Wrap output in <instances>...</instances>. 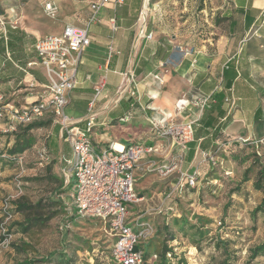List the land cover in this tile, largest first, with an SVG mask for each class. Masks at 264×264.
<instances>
[{
    "label": "crops",
    "instance_id": "obj_1",
    "mask_svg": "<svg viewBox=\"0 0 264 264\" xmlns=\"http://www.w3.org/2000/svg\"><path fill=\"white\" fill-rule=\"evenodd\" d=\"M44 1L0 0V20H4L0 25V100L4 107L36 101L40 89L28 87L29 83L47 82L37 64L35 42L56 35L66 24L82 27L89 14L90 0H47L56 4L58 14L49 18L42 9ZM196 3L124 0L122 5L101 9L97 22L88 27L90 43L81 53L78 84L69 92L64 112L70 124L84 127L93 85L104 79L91 109L94 120L89 137L97 149L109 143L151 145L158 138L152 131L153 121L168 122L174 114L177 121H192L193 141L180 167L187 174L197 171L199 183L210 170L208 161L201 158L200 142L208 148L218 143L219 138L212 136L218 124H225L220 132L229 142L242 145L238 139H246V150L261 149L264 157V0L216 2L215 9L222 10L212 19L213 28L198 41L194 40L200 32ZM49 26L52 33H45ZM201 97L206 102L194 105V98ZM179 100L185 107L176 112ZM126 113L129 120L120 122ZM48 126L45 144L52 159L66 168L63 160L71 157V150L58 122L52 117L50 124L36 129ZM169 140H160L165 145L161 162L167 164L176 152ZM145 163L136 165L135 180L145 172Z\"/></svg>",
    "mask_w": 264,
    "mask_h": 264
},
{
    "label": "rangeland",
    "instance_id": "obj_2",
    "mask_svg": "<svg viewBox=\"0 0 264 264\" xmlns=\"http://www.w3.org/2000/svg\"><path fill=\"white\" fill-rule=\"evenodd\" d=\"M196 1L200 32L194 40L198 41L213 28L212 19L222 9H215L220 0ZM52 21L48 20L49 24L56 20ZM52 28L47 27L45 33H52ZM61 29L55 33L60 34ZM8 108L0 100V148L4 151L12 147L15 138L3 131ZM51 120L46 115L38 121L48 125ZM46 129L27 133L33 145L23 152L21 165L0 161V264H21L46 257L48 261L37 264H59L61 253L72 260L71 264H113L114 237L110 226L98 218L81 217L72 211L67 167L52 157L47 159L46 150L40 151L46 146L49 126ZM152 131L156 133L155 129ZM159 139L153 141L158 151L137 162H146L147 168L136 180L137 199L127 205V226L133 228L143 222L151 226L148 237L139 236V247L144 251L149 248L145 264H160L158 255L164 249H170L165 264H222L225 258H230L232 264H264V256L250 258L251 249L264 239L262 217L254 218L252 213L262 198V193L252 186L259 166L264 165L262 150L248 148L240 161L217 157L212 190L200 187L205 184L206 174L195 191H185L176 189V182L169 181L179 180L184 172L180 163L162 167L165 145ZM253 162L256 166L244 181L243 173ZM208 175V179L214 178L212 172Z\"/></svg>",
    "mask_w": 264,
    "mask_h": 264
},
{
    "label": "built area",
    "instance_id": "obj_3",
    "mask_svg": "<svg viewBox=\"0 0 264 264\" xmlns=\"http://www.w3.org/2000/svg\"><path fill=\"white\" fill-rule=\"evenodd\" d=\"M123 2L124 0H90L89 14L82 27L66 24L60 34L46 35L37 40L34 45L36 60L43 68L47 82L40 85L30 82L28 87L40 89L38 99L22 107L11 106L5 111L10 121L21 125L38 121L46 115L58 122L71 150V157L64 160L68 166V179L73 181L71 208L81 217L98 218L110 226L114 237L111 249L113 264H144L143 251L137 246L141 243L140 235L142 238L150 235L151 226L147 222L136 224L133 228L127 226V205L137 199L134 192V170L138 160L156 153L158 147L154 143L146 145L130 142L120 144L121 149L116 148V143L97 149L92 144L89 137L94 120L91 109L96 97L102 92L104 79L93 85L94 94L88 104V117L84 127L77 123L70 124L64 112L69 92L78 84L77 66L81 53L90 43L89 25L97 22L101 9L107 5L119 6ZM42 5L46 16H56L55 3L46 0ZM110 21L114 27V19ZM2 24L4 22L0 20V25ZM205 102V97L193 100L194 105H203ZM175 105L176 110L181 111L185 102L179 100ZM129 118V115H125L119 121L127 122ZM12 129L10 127L9 130ZM153 129L158 138H170L172 145L177 148L169 163H181L187 145L193 138L192 121H177L174 116L169 122L158 119L153 121ZM238 141L244 144L247 140L239 138ZM40 151L44 153L45 148ZM200 155L203 161L208 160L214 165L218 162L217 157L207 153L201 152ZM17 163L21 165V158ZM168 164L162 163V167L166 168ZM198 175L197 171L191 174L180 173L179 180L182 182L177 181L176 189L181 190L183 183L195 186ZM137 230L140 231L138 235L135 234Z\"/></svg>",
    "mask_w": 264,
    "mask_h": 264
},
{
    "label": "trees",
    "instance_id": "obj_4",
    "mask_svg": "<svg viewBox=\"0 0 264 264\" xmlns=\"http://www.w3.org/2000/svg\"><path fill=\"white\" fill-rule=\"evenodd\" d=\"M220 21L221 20L219 19L217 22L220 23ZM125 115L130 116V114H128V113L124 114L123 116H125ZM123 116H121L120 118H122ZM6 118H7V115H6ZM45 125H46L45 123H40L39 121H34V122L26 124V125H21V124H18L16 122L10 121L7 118V120L5 122V128L3 129V131H4V133H8L9 135L14 136L15 138L13 140L12 147L9 150L4 151L3 149L0 148V161L6 162V163L17 164L18 159L21 158L23 152L33 145L32 141H31V137L27 136V133L29 131L31 132V130H33V129L40 128V127L45 126ZM224 125L225 124H218V126L213 130V132H212L213 138H215V139L219 138V142L216 143L213 147L208 148V146H205L203 144V140L200 142L201 152L207 153L210 156H214V157H218V158L226 157V158H229L233 161H240L243 157H245L247 145L244 146V144L239 145V144H236L233 142H229L227 138L223 137V135H221L220 130H221V128L224 127ZM10 127H12L13 129L9 130ZM17 129H18V131H17ZM192 129H193V126H192ZM63 136H65L64 133H63ZM193 137H194V130H193ZM192 141H193V138H192ZM192 141H190V142H192ZM189 143H188V145H189ZM45 150H46L45 155H47V159H48V157L49 158L52 157V151L47 147V145L45 146ZM187 150H188V148H187ZM176 151H177V148H176ZM185 152H184V154H185ZM192 153H193V150L191 151V154ZM206 161H208V160H206ZM63 162H64V160H63ZM254 163H256V162H253L252 166H249L245 169V171L243 173L244 181H247L249 179V174L251 172H253L254 167L256 166ZM208 164H209L210 170L207 171V177L205 178V184L204 183L202 185L200 184V187L201 188L206 187V190L209 192L212 190V187H214L212 185H215V184H210V183L211 182L213 183V179H216L217 176L215 174V172H216L215 165L209 161H208ZM65 165H66V163H65ZM211 172H212V176H214V178L208 179V176H209L208 173L210 174ZM198 181H199V177L197 176L195 186H193V187L189 186L186 183H183L181 190L184 189V190L195 191L196 188L199 187ZM69 183L70 184H67V192L71 193V190L73 187V181L70 180ZM205 185H207V186H205ZM252 186L255 190L262 193V198H261L259 204L253 209L252 213H253L254 218H256L257 215H260L262 217V220L264 223V165L259 166V168L256 172V179L252 182ZM238 190H239V186L237 185L236 191H238ZM72 211H74V210L72 209ZM139 245L137 246V248H141V247H139ZM142 251H143L144 264H145L147 257L150 255L149 248L146 247V251H144V250H142ZM169 252H170V249H164V250L159 252L158 257L160 259V264L166 263V260H167L166 257H167V255H169ZM224 253H225V255H227L225 245H224ZM60 255L61 256L63 255V256L60 257V259L57 263H59V264H71L72 260L70 258L64 257L63 253H61ZM151 255H154L155 257H157L156 252H152ZM262 256H264V239L262 240V242L260 244H258L253 249H251L250 258L255 259L257 257H262ZM48 259H49L48 257H46L42 260L29 259L27 261H24L21 264H37L39 261L44 262V261H48ZM222 264H232V262L230 261V258L229 259L225 258L222 261Z\"/></svg>",
    "mask_w": 264,
    "mask_h": 264
},
{
    "label": "bare ground",
    "instance_id": "obj_5",
    "mask_svg": "<svg viewBox=\"0 0 264 264\" xmlns=\"http://www.w3.org/2000/svg\"><path fill=\"white\" fill-rule=\"evenodd\" d=\"M120 147H121L120 144H116L117 149H121Z\"/></svg>",
    "mask_w": 264,
    "mask_h": 264
}]
</instances>
